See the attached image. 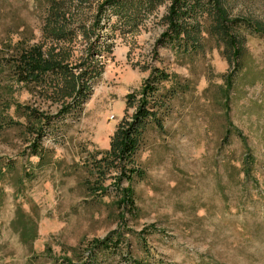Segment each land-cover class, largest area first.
<instances>
[{
	"label": "rangeland",
	"instance_id": "obj_1",
	"mask_svg": "<svg viewBox=\"0 0 264 264\" xmlns=\"http://www.w3.org/2000/svg\"><path fill=\"white\" fill-rule=\"evenodd\" d=\"M107 1L0 0V264H87L107 235L92 264H264V36L242 30L238 69L210 37L184 52L172 0ZM225 3L264 20V0ZM25 48L46 81H14ZM63 105L35 143L10 125Z\"/></svg>",
	"mask_w": 264,
	"mask_h": 264
},
{
	"label": "trees",
	"instance_id": "obj_2",
	"mask_svg": "<svg viewBox=\"0 0 264 264\" xmlns=\"http://www.w3.org/2000/svg\"><path fill=\"white\" fill-rule=\"evenodd\" d=\"M55 1H58V4H64L70 0ZM108 1L113 4L112 7H117L122 0ZM170 13L169 27L172 29L170 34H176L179 40L178 42L180 46L183 47L184 52L201 51L204 39L210 37L213 38L217 44H221L222 54L228 64H233L238 69L240 68L241 58L245 49V37L242 30L246 31L248 34L264 36V20L261 21L232 15L226 6L225 0H172ZM45 63L46 60L42 59L38 48L30 50L29 48H25L17 50V52L10 55L9 65L12 70L14 81L16 83L27 84L31 82L36 83V80L46 81L45 78L48 76L53 66H43ZM68 104H71V102ZM143 108L142 105L137 108L133 114L132 122L129 123V128L121 132L122 139L118 148L114 149L112 146H109V149L115 151L114 153L121 158L134 151L135 143L132 140H128V137L130 130L135 127L137 122L139 123L145 117L146 110ZM14 110L17 111V106L15 105ZM71 112L72 115L76 112L72 105H63L53 114L44 116L43 114L37 113V118L34 123L29 124V126L27 125L25 116L26 112L20 115V117L24 119V123L21 121H9L11 122L10 125L15 124L25 128L28 127L30 129L28 131L30 135H34L30 138L31 143H35L44 135L49 123L57 119L61 121L65 113L68 115ZM27 113H30L29 110ZM25 131L27 130H24V132ZM33 155L35 154L32 152L28 156ZM132 170L135 169L132 168ZM124 194V199L122 200L123 205L128 206L132 204L130 191L126 189L124 190ZM110 239L111 238L107 235L104 239L93 241L86 250L87 254L85 257L89 259L87 260V264L94 263L97 255L101 252H108V248L106 249V247L111 242ZM90 258H93V261H91ZM131 260L133 261V259ZM84 262H86V260Z\"/></svg>",
	"mask_w": 264,
	"mask_h": 264
}]
</instances>
